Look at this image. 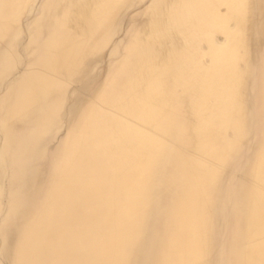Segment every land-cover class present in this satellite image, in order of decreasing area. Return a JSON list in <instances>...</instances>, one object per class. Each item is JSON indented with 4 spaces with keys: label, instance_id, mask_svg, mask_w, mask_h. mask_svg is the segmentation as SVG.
<instances>
[{
    "label": "bare ground",
    "instance_id": "bare-ground-1",
    "mask_svg": "<svg viewBox=\"0 0 264 264\" xmlns=\"http://www.w3.org/2000/svg\"><path fill=\"white\" fill-rule=\"evenodd\" d=\"M0 264H264V0H0Z\"/></svg>",
    "mask_w": 264,
    "mask_h": 264
}]
</instances>
